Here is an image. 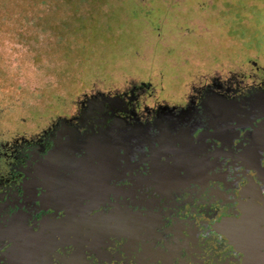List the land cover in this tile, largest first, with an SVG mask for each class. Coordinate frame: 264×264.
Returning <instances> with one entry per match:
<instances>
[{
  "label": "flooded vegetation",
  "instance_id": "1",
  "mask_svg": "<svg viewBox=\"0 0 264 264\" xmlns=\"http://www.w3.org/2000/svg\"><path fill=\"white\" fill-rule=\"evenodd\" d=\"M213 81L191 85L174 117L142 103L140 80L8 144L0 264H248L223 222L248 198L264 205V116L243 111L255 83Z\"/></svg>",
  "mask_w": 264,
  "mask_h": 264
},
{
  "label": "rangeland",
  "instance_id": "2",
  "mask_svg": "<svg viewBox=\"0 0 264 264\" xmlns=\"http://www.w3.org/2000/svg\"><path fill=\"white\" fill-rule=\"evenodd\" d=\"M140 80L142 103L168 118L191 85L255 83L243 111L264 116V0H0V163L12 141Z\"/></svg>",
  "mask_w": 264,
  "mask_h": 264
},
{
  "label": "water",
  "instance_id": "3",
  "mask_svg": "<svg viewBox=\"0 0 264 264\" xmlns=\"http://www.w3.org/2000/svg\"><path fill=\"white\" fill-rule=\"evenodd\" d=\"M87 142V141H84ZM104 144V140H102L101 138L99 140H95L94 141V145L95 147H97V152H102L104 150L105 147L103 146ZM98 145H102V146H98ZM100 157V156H99ZM102 158H104L102 156ZM100 160H98L97 162H99ZM98 164H101L100 162ZM105 164L107 165L108 162L106 161ZM100 186V184H104L103 178L99 179L97 182ZM102 195H99L97 197V195L95 196H91L89 197V199L92 201V203L95 201L99 202L103 199V197H101ZM100 198V199H97ZM91 203V204H92ZM255 207H253L252 205H250L251 209L247 208V204L245 205L246 208L248 209L249 213H244L243 217L241 218V220H234L229 222L228 225L225 226L224 229H226V235L241 249L244 251V253L246 254V261L248 262V264H264V230H262L261 232H257L259 230H261V228H259V224H263L264 225V205L258 206L256 204H254L253 202H251ZM94 204V203H93ZM97 205V204H94ZM246 208L244 209V211H246ZM246 215H248L249 217H251L253 220H246ZM246 224H255L257 227V231L255 229L254 233L253 231L251 232V227L247 228ZM245 230L247 232H245ZM248 258L250 260H248Z\"/></svg>",
  "mask_w": 264,
  "mask_h": 264
}]
</instances>
